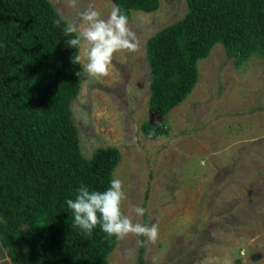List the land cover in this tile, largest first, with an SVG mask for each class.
<instances>
[{
	"label": "rangeland",
	"instance_id": "obj_1",
	"mask_svg": "<svg viewBox=\"0 0 264 264\" xmlns=\"http://www.w3.org/2000/svg\"><path fill=\"white\" fill-rule=\"evenodd\" d=\"M50 1L77 25L89 4L103 18L115 5ZM187 9V0H161L154 12L133 10L139 51L116 53L106 77L84 73L72 104L81 149L86 157L99 147L120 150L114 177L127 194L124 213L158 225L156 242L146 238V264H264V56L237 66L217 43L199 61L188 98L166 115L150 106L147 41ZM146 122L168 132L150 138ZM134 205L146 209L143 217L131 213ZM140 237L118 239L109 264H139Z\"/></svg>",
	"mask_w": 264,
	"mask_h": 264
},
{
	"label": "trees",
	"instance_id": "obj_2",
	"mask_svg": "<svg viewBox=\"0 0 264 264\" xmlns=\"http://www.w3.org/2000/svg\"><path fill=\"white\" fill-rule=\"evenodd\" d=\"M130 20L161 0H112ZM179 20L147 41L150 106L168 114L194 90L199 61L221 43L237 66L264 56V0H187ZM60 19L59 26L54 21ZM66 20L50 0H0V240L12 264H109L117 245L100 226L73 227L66 200L83 184L104 191L121 160L115 146L81 149L72 104L84 69L65 36ZM77 72L80 76H77ZM150 138L165 123L143 125ZM139 264H146L141 236Z\"/></svg>",
	"mask_w": 264,
	"mask_h": 264
},
{
	"label": "clouds",
	"instance_id": "obj_3",
	"mask_svg": "<svg viewBox=\"0 0 264 264\" xmlns=\"http://www.w3.org/2000/svg\"><path fill=\"white\" fill-rule=\"evenodd\" d=\"M78 5L79 0H69L70 7L77 8ZM65 19L67 27L64 34L73 37L67 44L79 50L72 57V63L82 64L88 77L108 76L116 53H135L140 49V42L129 26L127 14L117 5L110 6L107 18H103L102 13L89 4L85 10L79 12V25L71 19ZM60 23V19L54 21L55 26ZM76 74L80 76L79 72ZM126 200L123 181L112 178L109 187L104 191L90 190L82 184L75 198L67 199L66 204L74 215L73 227H79L88 235L99 225L107 237L114 236L123 240L128 236H143L149 243H155L158 238V225H145L138 220L134 222L133 216L126 215L122 209ZM130 211L139 218L144 216L146 209L134 205Z\"/></svg>",
	"mask_w": 264,
	"mask_h": 264
},
{
	"label": "water",
	"instance_id": "obj_4",
	"mask_svg": "<svg viewBox=\"0 0 264 264\" xmlns=\"http://www.w3.org/2000/svg\"><path fill=\"white\" fill-rule=\"evenodd\" d=\"M0 262H3L4 264H12L8 253L6 251V249L4 248L1 240H0Z\"/></svg>",
	"mask_w": 264,
	"mask_h": 264
},
{
	"label": "flooded vegetation",
	"instance_id": "obj_5",
	"mask_svg": "<svg viewBox=\"0 0 264 264\" xmlns=\"http://www.w3.org/2000/svg\"><path fill=\"white\" fill-rule=\"evenodd\" d=\"M0 264H4V263L0 262Z\"/></svg>",
	"mask_w": 264,
	"mask_h": 264
}]
</instances>
